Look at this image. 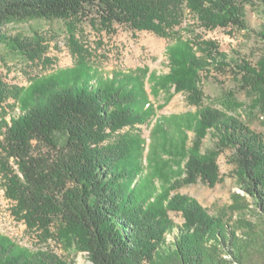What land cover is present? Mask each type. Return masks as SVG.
<instances>
[{
  "label": "trees",
  "instance_id": "obj_1",
  "mask_svg": "<svg viewBox=\"0 0 264 264\" xmlns=\"http://www.w3.org/2000/svg\"><path fill=\"white\" fill-rule=\"evenodd\" d=\"M257 6L264 10V0H0V27L59 19L170 40V73L149 78L153 92L175 86L196 108L157 119L146 156L139 127L156 118L147 70L109 76L81 57L28 88L0 75V174L13 215L48 240L88 253L92 264H264V138L229 112L204 106L200 87L205 74L233 73L264 108V51L252 64L198 33L248 32L247 10ZM208 136L215 143L205 149ZM226 151L237 186L256 206L259 233L173 193L222 183L218 158ZM170 213L181 214L182 225ZM0 264L75 262L0 236Z\"/></svg>",
  "mask_w": 264,
  "mask_h": 264
},
{
  "label": "rangeland",
  "instance_id": "obj_2",
  "mask_svg": "<svg viewBox=\"0 0 264 264\" xmlns=\"http://www.w3.org/2000/svg\"><path fill=\"white\" fill-rule=\"evenodd\" d=\"M246 20L251 28L248 32L217 29L211 32L199 30L198 33L206 41L216 42L219 51L229 57L255 64L264 51V40L259 36L264 28L263 8H248ZM184 35L190 37L188 33ZM170 44V40L152 33L132 31L121 26H115L112 32L107 33L93 28L87 22L39 18L14 21L0 27V75L11 85L28 88L36 80L73 68L81 57H86L94 69L109 76L118 71L147 70V91L156 109V118L139 127L145 140L147 156L157 119L196 112L186 95L175 91V86L159 84L157 92H153L154 83L149 78L155 75L159 80L170 73L167 56ZM204 77L200 82L204 93L203 105L229 112L264 138V108L257 105L258 96L242 90L233 73L212 72ZM223 102L230 103V108L223 106ZM189 136L191 139L192 133ZM214 143L208 136L204 148H212ZM230 156L231 152L226 151L218 158L222 183L211 188L199 182L183 186L173 193L198 200L212 215L226 216L228 221L238 223L246 232L251 229L252 233H259L261 223L256 206L237 186ZM157 185L161 186V182L157 181ZM13 206L14 203L6 197L0 174V236H7L31 250L51 249L75 264H92L88 253L77 252L74 248L48 240L40 232L31 230L24 221L13 215ZM170 217L178 225L184 222L181 214L170 213ZM225 258L230 260L227 256ZM256 264H263V261H257Z\"/></svg>",
  "mask_w": 264,
  "mask_h": 264
}]
</instances>
